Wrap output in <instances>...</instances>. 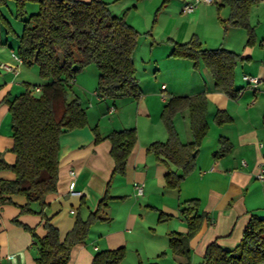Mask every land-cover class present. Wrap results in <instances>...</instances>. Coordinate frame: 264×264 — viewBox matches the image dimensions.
<instances>
[{"label":"crops","instance_id":"crops-1","mask_svg":"<svg viewBox=\"0 0 264 264\" xmlns=\"http://www.w3.org/2000/svg\"><path fill=\"white\" fill-rule=\"evenodd\" d=\"M102 1L107 8L110 4L116 8L108 9L115 16H124L137 33L145 34L149 28L150 37L143 35L146 40L140 44L139 37L133 53L141 96L112 100L99 98L93 91L91 102L104 103V107L97 106L95 121L88 117L84 128L60 137L56 191L46 196L43 213H37V204L31 205L33 212L21 213L26 204L23 196L12 195L10 201L0 204V264H37L34 241L45 235V221L48 219L63 238L76 218L86 219L104 196L110 199L100 213L102 220L92 224L84 242L72 247L67 264H90L95 253L118 248L125 250L120 264H200L209 244L216 242L232 249L251 218H264V182L256 177L264 172V50L259 46L264 38V17L257 21L255 17V43L247 46L245 30L229 23L230 8L221 0L203 4L191 13L182 11L191 0H170L164 5L163 0ZM130 7L133 11L127 12ZM152 15L155 19L146 27L147 16ZM252 15L249 13V24ZM193 38L202 49H224L240 56L234 68L233 84L239 90L236 98L216 88L212 74L201 62L194 66L191 60L171 56L175 44H186ZM0 45V180H13L14 174L3 167L14 162L8 101L21 94L16 92L23 87L20 78H24V70L21 62L13 60L16 48L7 40ZM164 59L173 65L161 68ZM162 69L167 73L164 77ZM245 76L259 82L250 83ZM74 82L86 92L82 81L74 77ZM196 95L205 96L208 102V132L192 172L182 179L178 190L168 189V168L147 155V147L167 140L160 115L169 98ZM217 111L226 112L231 121L217 125ZM173 125L181 143L192 141L186 110L175 115ZM94 127L103 137L112 131H136V143L123 175L112 176L111 145L108 140L95 143ZM221 141L229 145L228 150L221 152ZM169 169L175 170L171 164ZM70 171L75 173L76 195L69 191ZM139 185L141 194L136 189ZM192 199L198 200L204 219L188 242L189 253L172 254L169 235L187 232L180 210L183 202Z\"/></svg>","mask_w":264,"mask_h":264},{"label":"trees","instance_id":"trees-1","mask_svg":"<svg viewBox=\"0 0 264 264\" xmlns=\"http://www.w3.org/2000/svg\"><path fill=\"white\" fill-rule=\"evenodd\" d=\"M8 1L15 3V16L21 19L23 29L17 36L16 55L26 66L36 65L39 76L47 82L34 85L39 96H34L28 85L24 92L8 101L10 128L14 155L11 165H4L14 174L13 180H0V204L10 201V196H23L26 204L21 213H30L32 204L39 206L38 214L47 207L45 198L56 191L59 165V139L67 132L87 125V115L78 98L68 99L67 87L75 74L85 66L94 64L98 70L95 93L103 99L132 98L141 96L135 77L133 53L138 37L124 16H115L102 0H0V35L12 33L1 9ZM170 0H163L162 5ZM256 0H221L230 8L229 23L245 30L247 46L255 43L254 28L248 21L251 4ZM33 3L37 13L26 16L25 6ZM1 37V36H0ZM264 50V38L259 42ZM175 58L188 59L196 66L199 62L212 74L217 89L230 98L239 90L233 84L234 68L241 59L232 51L206 50L196 38L186 44H175L171 52ZM208 102L205 96H172L162 108L161 120L167 140L154 142L147 147V155L168 168L165 183L168 189L178 190L183 178L194 169L201 143L208 132L206 121ZM183 110L188 112L192 141L180 142L173 119ZM231 121L224 111H217L214 122L223 125ZM95 143L108 140L114 174L123 175L127 159L136 143L134 129L112 131L101 136L93 128ZM221 152L229 145L221 141ZM169 164L175 170L169 169ZM109 197L104 196L94 212L86 219L77 217L73 228L61 238L59 231L47 219L46 233L37 238V264H67L72 247L82 243L94 222L102 220L100 213ZM180 210L186 223L185 234L171 233L168 247L172 254L187 255L188 242L199 231L205 214L200 212L196 199L183 202ZM14 223L20 224L18 219ZM29 230L34 236L31 229ZM125 250H103L94 254L90 264H120ZM200 264H264V218H251L239 243L224 249L216 242L209 244Z\"/></svg>","mask_w":264,"mask_h":264},{"label":"rangeland","instance_id":"rangeland-1","mask_svg":"<svg viewBox=\"0 0 264 264\" xmlns=\"http://www.w3.org/2000/svg\"><path fill=\"white\" fill-rule=\"evenodd\" d=\"M124 1L127 2V0H124ZM127 5L128 4H126V9L128 7ZM213 6L215 7V4ZM108 8L112 11H114L116 9L111 4L108 6ZM197 8H201V5L197 6ZM25 10H26V16H28L30 14L37 13L38 6L36 4H33V3H28L25 6ZM168 10L170 12H172V10H174V9H172V5H170V7H168ZM129 11H133V8L130 7L127 12H129ZM1 12H2L3 16L5 17L6 21L8 22V24L10 25V28L12 29V33L6 34L5 30L2 28L0 36L1 37L3 36L6 39L3 38L2 42L0 39V44H3L4 40H7L9 42V45L11 43V45H13V47L17 48V46H16L17 42H18L17 36L20 35L22 32L23 23H22L21 19H17L15 16V3L13 1H8L6 6L1 9ZM249 13L253 14L251 17V24H250V26L253 27V25L256 24V21L258 20L259 16H261V18L264 17V2L259 1V0H256L255 2H253V4H251V7L249 8ZM249 13H248V21H249ZM138 14H140L141 17H143L142 15H144V12L142 11L141 8L138 9ZM255 17H256V21L254 22ZM154 19H155L154 15H152V17L147 16V24H145L146 27H149L152 24V22L154 21ZM146 29H147V33H145V34L140 33V32L138 33L137 40L140 37L139 44L142 41L146 40V38L143 35H145L146 37L148 35V37H150L149 28H146ZM199 30H201V28H199ZM148 40H150V39H148ZM137 43H138V41H136V46H137ZM1 46L2 45H0V48H2ZM162 50H164V49H162ZM15 56H17V55H15ZM13 60H15V57L13 58ZM15 62H16V60H15ZM172 65L173 64L168 62L166 59H164L160 62V66L163 69H164V67H169ZM180 67L181 66H178V68H180ZM22 68L24 70L23 71L24 72V76H23L24 78H20V81H23L24 83L22 85L23 86L22 89L16 93L24 92V90L26 89L25 86L28 85L31 93L34 96H39L40 91H36V88H33V86L34 85H43L47 81L42 79L39 76L38 68L36 65H33V66L23 65ZM163 69L161 71V77H164L167 74L166 72L163 73ZM75 79H77V80L79 79L80 81L83 82V84L86 87L85 88L86 92L84 93L85 90L83 91L82 88H80L78 86L77 82L73 81V82L69 83V87H67L68 99H74L75 97L78 96L80 103H81V106L86 112L87 118L89 117L90 121H95V119L98 116V112L96 110L97 106H101L100 108H102V106L104 107V103H98L96 101L91 102L92 98H93L92 97L93 91L96 89L97 82H98L97 67L94 64H90V65L85 66L82 70L78 71L75 74ZM92 105H93V108H91ZM103 116L106 118L109 117L108 114H104ZM7 170H9V169H7Z\"/></svg>","mask_w":264,"mask_h":264},{"label":"built area","instance_id":"built-area-1","mask_svg":"<svg viewBox=\"0 0 264 264\" xmlns=\"http://www.w3.org/2000/svg\"><path fill=\"white\" fill-rule=\"evenodd\" d=\"M218 0H191L189 3L185 4L182 11L183 13H191L193 12L197 6L199 5H203V4H211L214 2H217ZM15 59L19 62H21V59L18 58L17 56H14ZM7 70H11V68L9 66H4ZM244 80L253 83V84H257L259 82V80L257 78H249L247 76L244 77ZM164 88V87H163ZM36 91H39L38 88H36ZM70 177H71V181L69 183V191L72 195H76L77 193L74 191V187H75V173L74 171H70L69 173ZM257 179H259L261 182H264V172H260L256 175ZM137 193L141 194L142 193V185L137 186ZM9 258L11 259L12 256H9Z\"/></svg>","mask_w":264,"mask_h":264}]
</instances>
